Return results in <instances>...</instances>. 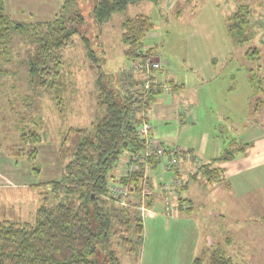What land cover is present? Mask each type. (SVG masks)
I'll use <instances>...</instances> for the list:
<instances>
[{
    "label": "rangeland",
    "instance_id": "obj_1",
    "mask_svg": "<svg viewBox=\"0 0 264 264\" xmlns=\"http://www.w3.org/2000/svg\"><path fill=\"white\" fill-rule=\"evenodd\" d=\"M171 1L160 0L157 5L141 2L124 15L115 14L101 27L86 18L84 30L100 57L102 70L109 74L129 70L120 40L121 22L126 17L149 15L155 29L145 39V46L156 48L152 62L159 60L165 74L178 85L172 91L182 107L176 114L182 126L178 144L206 136L208 154L221 156L225 149H239L250 138L264 137V102L259 111L253 112L255 96L248 79L250 70L264 77V0H180L175 5ZM62 3L63 0H5V12L14 22L39 23L54 19ZM93 4L94 0H78L77 7L86 15ZM238 4H248L255 22L250 41L243 45L232 42L225 26L227 16ZM248 48L257 49L259 57L250 60L245 55ZM34 51L28 39L14 35L7 51L9 57L0 55V221L33 223L46 188H33L29 181L39 184L58 180V151L67 131L90 129L102 117L96 109L97 70L86 58L78 36L57 53L63 63L55 79L63 85L57 94L30 84L28 63L34 59ZM189 109L193 112L188 114ZM22 130L40 136L35 144L40 168L36 177L25 156L34 145L21 136ZM260 149L264 150V144ZM236 155L240 163L244 154L238 150ZM223 195V191L219 192V206L213 204L211 208L224 210L222 200H228V196ZM215 197L211 196L217 201ZM226 208L238 211V254L230 252L227 245L226 254L233 262L238 259V264H264V166L238 167V201L228 200ZM231 212L227 215L231 228L227 236L235 228ZM129 237L127 248L122 238L114 239L119 264H170L173 259L176 248L170 240L161 244L157 234L147 237L145 231L137 235L133 220ZM98 255L101 264H109L104 253ZM180 259L181 252L173 264Z\"/></svg>",
    "mask_w": 264,
    "mask_h": 264
},
{
    "label": "trees",
    "instance_id": "obj_2",
    "mask_svg": "<svg viewBox=\"0 0 264 264\" xmlns=\"http://www.w3.org/2000/svg\"><path fill=\"white\" fill-rule=\"evenodd\" d=\"M141 2L157 5L160 0H94L86 15L77 7L78 0H63L54 19L18 23L10 20L5 12V0H0V55L8 54L14 35L28 39L29 44L35 46L34 59L28 63L30 84L40 91L57 94L63 88L59 81L55 82L63 64L57 53L71 45L74 37L78 36L86 58L97 70L96 109L102 113L100 120L90 129L72 128L65 134L58 151L61 164L59 179L36 184L39 188H46V191L33 223L0 221V264H101L99 253L109 258V264H119L114 239L122 238L123 246L129 247L131 220L135 222V233L141 234L140 208H151L154 192L158 189L164 195V203L168 200L170 204L169 200L177 195L176 191L186 187L179 173L181 161L195 163L198 166L197 174L202 176L203 181L214 183L223 179V170L215 167V164L232 160L238 150L245 154V148H251L250 143H245L239 149L231 147L220 157L202 165L191 151L185 149L182 154H176L175 163L167 170L162 168L166 158L145 159L140 156L144 142L137 128L145 120L142 115L149 113L151 105L162 95V91L154 88L142 92L143 74L140 73L134 74L130 70L105 73L84 26L86 18H91L101 27L110 22L115 14L124 15L130 7ZM254 25L253 13L248 4H238L236 10L227 16L225 24L228 36L237 45L250 41ZM120 29L123 55L129 63L133 60L145 62L154 56L156 48L145 46V39L155 29L149 15L126 17ZM245 55L250 60L259 57L255 48H248ZM257 72L250 70L248 76L255 96L253 112L259 111L264 102V77ZM168 83L172 91L178 88L174 82ZM21 132L26 142L30 140L34 145L25 156L36 177L40 174V168L35 144L40 141V136L34 131L28 134L23 130ZM161 144L165 148L178 147ZM133 156L138 158L132 161ZM131 165L134 169L126 173ZM149 167L159 168L163 173L171 174V178L167 183H157L148 175ZM197 174L192 179L197 178ZM165 184L170 185L167 192L163 190ZM113 185L129 188L128 203L131 204V195L136 196L138 212L131 211L130 205L119 207L114 204L110 198V187ZM145 187L155 189L153 194L143 197L142 190ZM177 201L179 209L185 208L186 200L179 197V193ZM169 207L171 209L172 205ZM261 221L264 222V218ZM119 231L121 236L118 235ZM192 264L233 262L216 247L211 249L206 262L197 258Z\"/></svg>",
    "mask_w": 264,
    "mask_h": 264
},
{
    "label": "crops",
    "instance_id": "obj_3",
    "mask_svg": "<svg viewBox=\"0 0 264 264\" xmlns=\"http://www.w3.org/2000/svg\"><path fill=\"white\" fill-rule=\"evenodd\" d=\"M179 2L180 0H172L171 4L175 5ZM159 75L167 82L172 81L175 83L171 77L165 74L163 65ZM181 110L180 101L178 102L175 98L172 90L167 95L162 94L159 96L157 101L151 105V109L146 116L152 124V132L156 141L164 145L178 146L191 151L193 157L200 161V165L220 157L213 156L214 152L208 154L207 151L209 150L207 149L206 136H204L203 140H201L202 138L199 140L195 138L189 140L188 143L178 144L182 126L177 123L176 114L180 113ZM191 112H193V110L189 109L188 114ZM177 119L179 120V118ZM245 143H250L251 148L243 155L242 158L244 161L242 160L238 163V155H236L230 161L214 165L223 170V179L218 182L205 183L202 176L197 174L198 166L195 163L189 160L187 162H180L179 173L181 177L184 178L186 187L180 191H176V193L177 195L179 193V197L186 200L185 208L179 209L177 207V195H173L169 200V205H172L171 211L167 212L162 198L164 197L162 191L158 189L154 192L151 208L147 209L143 217L141 215V233L146 231L147 237L151 233L157 234L161 244L170 240V245H175L176 249L172 253L173 259L170 260V264H173L174 259H176L180 252L183 259H180L178 263L175 261L174 264H192L197 258H202L206 262L209 258L211 249L219 247L226 254V245L228 246L227 248H231L230 252H234L235 255V252L238 254V242L236 240L238 237V211L234 210L231 212L227 210V202L228 200L238 201V167L264 166V150L260 149V145L264 144V137H259L257 135L255 138L248 139L244 144ZM147 170L148 175L157 183H167L171 178V174L163 173L159 168L152 169L149 167ZM196 174L198 175L197 178L192 179ZM21 181L23 182V180ZM29 184H31L33 188L37 186L35 185L36 183L34 184L33 180L29 181ZM195 191H197L198 194H195ZM222 191L224 192L223 197L228 196V200L225 198L222 200L224 210L221 211L211 208L213 204L219 206V192ZM212 195H216L215 198L217 201L211 198ZM137 199L136 196L131 195L129 200L131 203L129 204L130 208L133 209L131 211L138 212V207H136L138 204ZM206 202H209L210 206H207ZM234 208H237L236 205ZM230 212L232 213L231 216H233L231 219H234L236 222H234L235 228L227 236V232L231 231V228H229L230 219H227V215ZM145 218L146 221L144 223ZM254 221L258 222L259 220ZM226 255L231 258L229 254ZM233 264H238V259L234 260Z\"/></svg>",
    "mask_w": 264,
    "mask_h": 264
},
{
    "label": "built area",
    "instance_id": "obj_4",
    "mask_svg": "<svg viewBox=\"0 0 264 264\" xmlns=\"http://www.w3.org/2000/svg\"><path fill=\"white\" fill-rule=\"evenodd\" d=\"M152 62V59H148L145 62L139 60H133L129 63V70L134 74H143L142 78V92H146L150 89L159 88L162 91V94H168L171 91L169 83L161 77L159 74L162 70V63L159 60ZM145 120L138 126L137 131L139 136L143 139L144 146L140 156L143 158L151 157H163L166 158V163L162 165L163 169H168L175 163L176 154H182L185 149L181 147L177 148H165L160 142L156 141L152 132V124L148 120L146 114L142 115ZM138 155V154H136ZM138 157L133 156L131 159L135 161ZM134 169V166L131 165L126 169V173H130ZM180 183V182H178ZM155 189L145 187L142 190V196H150L153 194ZM165 192L170 190V185L165 184L163 186ZM129 188L127 186H117L113 185L110 187V198L113 199L114 204L119 207H127L129 205ZM166 209L171 211L168 200H165ZM140 211L142 215L146 213L147 209L141 207Z\"/></svg>",
    "mask_w": 264,
    "mask_h": 264
}]
</instances>
